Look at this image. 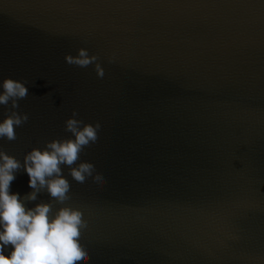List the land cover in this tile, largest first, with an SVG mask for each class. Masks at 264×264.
<instances>
[{"label": "water", "instance_id": "obj_1", "mask_svg": "<svg viewBox=\"0 0 264 264\" xmlns=\"http://www.w3.org/2000/svg\"><path fill=\"white\" fill-rule=\"evenodd\" d=\"M82 47L103 80L66 63ZM5 78L28 95L0 120L29 117L7 154L69 137L73 110L102 127L82 158L107 183L64 169L89 264H264V0H0Z\"/></svg>", "mask_w": 264, "mask_h": 264}, {"label": "clouds", "instance_id": "obj_2", "mask_svg": "<svg viewBox=\"0 0 264 264\" xmlns=\"http://www.w3.org/2000/svg\"><path fill=\"white\" fill-rule=\"evenodd\" d=\"M65 61L79 67L92 64L98 78H105L98 57L86 48H79L75 56L66 54ZM27 95L26 82L12 78L0 81V105L11 102L12 109H17L18 101ZM78 115L73 110L65 121L69 137L32 148L22 161L0 149V264H89L90 256L83 247L88 225L81 210L66 203L72 197L64 169L68 168L72 180L82 186L94 181L102 188L107 181L82 158L86 149L98 145L102 127L85 123ZM28 119V114L12 111L0 120V139L15 140L14 129ZM21 169L28 175L31 189L23 196L11 191V182ZM41 191L47 192L50 201L29 207ZM53 202L60 207L54 209Z\"/></svg>", "mask_w": 264, "mask_h": 264}]
</instances>
